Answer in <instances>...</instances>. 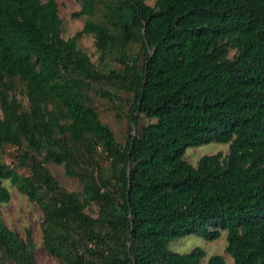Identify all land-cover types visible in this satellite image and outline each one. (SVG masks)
I'll return each mask as SVG.
<instances>
[{
    "label": "trees",
    "instance_id": "16d2710c",
    "mask_svg": "<svg viewBox=\"0 0 264 264\" xmlns=\"http://www.w3.org/2000/svg\"><path fill=\"white\" fill-rule=\"evenodd\" d=\"M76 2L84 25L64 38L56 0H0V207L5 181L35 203L60 264H200L169 242L221 230L232 264H264V0ZM119 92L122 141L96 106ZM210 142L227 150L187 160ZM34 244L0 211V264H37Z\"/></svg>",
    "mask_w": 264,
    "mask_h": 264
},
{
    "label": "rangeland",
    "instance_id": "374dc122",
    "mask_svg": "<svg viewBox=\"0 0 264 264\" xmlns=\"http://www.w3.org/2000/svg\"><path fill=\"white\" fill-rule=\"evenodd\" d=\"M59 17L63 21L62 37L67 38L74 33L80 31L84 25V19L74 17L72 13L80 9L79 4L76 0H56ZM80 46L90 54L92 60L96 61L95 47L93 39L89 35H83L79 39ZM233 52L231 51V54ZM120 97L123 98L121 101H114L118 108H113L105 97L96 94V106L100 112V119L109 124V126L115 132L117 138L122 141L125 135L127 127L126 112L129 109L130 95L119 92ZM23 103L26 100L20 95ZM133 129V128H132ZM134 129L131 135L134 134ZM223 150H227V146L220 142H210L198 147H193L186 152V158L190 162H194L198 156L205 153H215ZM4 158L0 156V161ZM50 173L55 179L67 190H80V184L78 179L68 177L65 174L63 165H57L49 163L46 165ZM5 185L9 190V200L3 203L0 207L2 218L6 225L12 231H15L20 236H24L25 230L28 228L32 232L34 240V256L37 264H60L54 258H52L46 249L42 246L41 242V231H40V220L42 217L41 209L33 202L29 201L27 197L19 193L14 187H12L7 181ZM93 215H96L97 207L91 206ZM226 246V230H221L218 238L214 240H208L199 234L185 235L182 238L175 239L169 242L168 248L172 251L179 253H187L195 247H201L205 251V256L200 264H207L208 258L213 254H219L224 257V264H232V257L225 251Z\"/></svg>",
    "mask_w": 264,
    "mask_h": 264
}]
</instances>
